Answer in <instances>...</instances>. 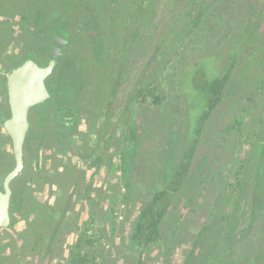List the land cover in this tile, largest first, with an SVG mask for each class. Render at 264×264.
I'll return each mask as SVG.
<instances>
[{
    "label": "rangeland",
    "instance_id": "374dc122",
    "mask_svg": "<svg viewBox=\"0 0 264 264\" xmlns=\"http://www.w3.org/2000/svg\"><path fill=\"white\" fill-rule=\"evenodd\" d=\"M37 1L41 14L34 15V28L31 22L25 24L24 33L34 32L25 44L20 21L27 10L24 2L18 0L9 10L16 31L9 53H34L43 65L55 46L53 36L64 38L67 44L59 62L62 68L54 76V101L30 111L25 165L13 181V226L0 231V241L14 238L20 244L27 218L51 204L54 209H44L50 210L47 219L57 229L54 246L48 256L36 252L26 264H66L79 239L88 241L81 246L83 254H88L87 264L95 253L98 264H138V254L127 242L135 218L161 184L157 172L169 166L166 157H176L175 161L182 157L185 149H191V137L196 136L187 194L176 198L183 204L190 198L182 210L183 228L170 252L149 247L140 264H183L193 234L210 221L212 211H218L217 225L203 238V252L194 263L211 264L215 258L217 264L225 260L245 264L249 257L255 264L264 233V157L257 153L259 149L244 154L242 145L251 142L260 147L264 143V52L259 51L264 49V0ZM200 4L209 10L199 27L192 28L188 21ZM134 31L138 35L132 36ZM250 43L256 49H247ZM235 57L236 69L227 80L223 98L204 120L205 99L198 87H207L210 80L223 76ZM9 66L0 62V113L6 114L4 80L11 71ZM66 67V74L62 73ZM161 76L167 80L166 89L163 84L161 99L154 103L153 94L141 88L156 79L160 87ZM136 88L141 90L138 101L133 99ZM145 94L147 98L141 100ZM60 106L79 110L70 133L59 130ZM134 123L137 137L132 151L138 163L133 182L137 191L124 201V174L115 166L130 141L123 135ZM1 131L5 132L3 127ZM247 156L251 158L242 161ZM14 162L11 139L0 138L1 178ZM66 166L70 168L60 175L58 170ZM198 172L202 174L196 177ZM240 172V179L232 184L238 188L236 194H226L228 175ZM210 177L217 178L214 184L199 185ZM202 187L209 191L198 205L195 202ZM220 194L229 196L231 202L218 201ZM58 198H62L60 207ZM172 208L165 227L176 222L179 207ZM226 208L232 211L231 217L225 216ZM247 230L241 241L233 239L236 232L245 234ZM51 232H44L46 239ZM226 246L228 251H224ZM50 254L56 257L49 259Z\"/></svg>",
    "mask_w": 264,
    "mask_h": 264
},
{
    "label": "trees",
    "instance_id": "16d2710c",
    "mask_svg": "<svg viewBox=\"0 0 264 264\" xmlns=\"http://www.w3.org/2000/svg\"><path fill=\"white\" fill-rule=\"evenodd\" d=\"M18 0H0V62L4 64H10L9 69L12 71L14 68L22 64L26 59L32 57L35 59L34 53H27L24 55H21L19 53H9V44L11 43V40L15 37V29L13 28L10 16L9 10L13 7H15V4ZM24 2V6L27 9L23 12L21 15V22L24 24L22 26V35L23 41L25 44V41L31 40L33 37V31L31 32V29L29 31H26L25 33V24L28 22H31V27L34 28V15L36 18H38L41 14V7H39V3L37 0H22ZM200 3V0H197V3ZM192 2V1H191ZM190 2V3H191ZM194 2V1H193ZM12 3V5H10ZM199 7V6H198ZM197 7V13L195 12L194 17L192 20L188 21V24L192 28L199 27L201 21H204V17H206L207 12L209 8L205 7L204 5L198 8ZM252 6L250 5V8ZM217 10V9H216ZM189 12L186 14L188 15ZM191 22V23H190ZM186 24L183 26H188ZM138 35L137 31L132 32V36ZM260 35V33H259ZM261 36H264L261 34ZM260 36V37H261ZM52 37L51 35H47V38L49 39ZM185 39V38H183ZM51 41L47 40V42ZM250 42V41H249ZM53 43L56 45V37L53 36ZM249 44V43H247ZM248 46L247 49H252L254 47L256 49V45ZM27 46V45H26ZM66 44L64 45L65 48ZM264 46V44H262ZM63 48V50H64ZM260 52H264V49H260ZM51 52L49 51L47 59H50ZM17 59V60H16ZM63 59V54L58 59V63L56 65V68L54 69L53 73L48 77L47 79V85H48V99L37 105V106H43L49 102L54 101V76H56L57 71L62 68L61 64L59 63ZM13 60V63L11 61ZM49 61V60H48ZM237 57L233 59V62L231 65L226 69V71L223 73V76L217 77L213 80H210V83L207 87H198L199 93L203 95L205 99V104H203L205 112L203 114V119H207L209 114L211 113L212 109L221 102L223 98V90L224 87L227 84V80L231 77L234 70L236 69V62ZM67 69L63 68L62 73ZM66 74V71H65ZM76 76V75H75ZM162 77V83L160 84V87L156 85L157 79L154 81H151L145 88H141V90H144L146 93L153 94L154 96V103H157L161 99V94L159 89L163 88L162 85L167 83V80L164 76ZM6 78V77H5ZM77 81V78H76ZM117 81V80H116ZM5 88L8 89V78L4 80ZM166 85H164V89H166ZM111 88H115V83L113 82L111 84ZM163 89V92H166ZM141 90L138 92V89H135V94L133 95L134 101L140 100L141 96ZM258 92V91H257ZM160 94V95H159ZM147 98V95H144V98L141 100H144ZM200 99V98H199ZM7 103L9 106V113H10V103H9V93L7 95ZM59 111H62L60 114V122L61 125L59 126V130L63 132L70 133V127L72 126L73 122H75L76 116L79 113V110L76 107H59ZM9 113H0V127L2 128L4 126V120L9 117ZM59 113V112H58ZM241 118H239L240 120ZM238 121V119H237ZM0 128V138L2 139H9L10 136L5 132L1 131ZM4 128V127H3ZM196 128H199L197 126ZM137 132V124L134 123V125L128 127L127 131L125 132V135H123L124 140L128 141L129 144L124 147L123 151L124 154L121 157V162L119 165H116V169L121 170L124 174V183H125V192L123 196V200L127 201L131 198L132 193L137 191L134 187L133 182V173L134 169L136 170L137 163H138V157H133V146L132 143L135 141V137ZM70 135V134H69ZM130 137V138H129ZM71 141V139H70ZM197 141V137L193 136L191 137L190 142L188 143V147L191 148L189 150L185 149L184 154H182V157H177V160L175 161L176 157H166L167 163L169 166L164 165V169L158 170L157 174L159 173L162 177H159L160 183L155 188L154 192L151 194L149 199L146 201V203L142 204V207L140 208V211L138 212L135 221L133 223L132 232L127 239L129 249H132L134 251L133 253L138 254V264L142 262L143 254L145 250L149 247L157 248L159 252H163V250H168L170 252L174 248V240L175 237L179 234V232L183 228V222L185 218V212H183V206H186L190 200V198H187V200L183 203H180V200H177L176 198H179L182 195H186V180L189 179V171L191 169L190 165L192 163V157L190 155L193 154V147L195 146V142ZM73 144V143H72ZM259 149V151H258ZM244 151V154L248 153V156L255 153L261 155V158L264 157V143L260 147L258 145H254V143L249 142L248 144L242 145V152ZM192 153V154H191ZM242 157V161L248 160L251 157ZM260 158V157H259ZM166 163V162H164ZM115 165V164H114ZM264 165V164H263ZM70 167L66 166V169L61 171L58 170V173L61 175L63 174L67 169ZM201 172H198L196 177L201 176ZM225 182L229 185V187L224 189V192L228 195L230 193H233L232 195H235L237 192V187H232V184L240 179L241 172L235 173L233 175H228ZM164 178L163 180H161ZM211 178V177H210ZM191 180V179H189ZM188 180V181H189ZM217 178L212 177L210 180L208 178L204 179L203 181H200V186L208 184V186L214 184L216 182ZM202 182V183H201ZM263 182V181H262ZM208 187H202L198 189L199 196L197 198L196 204L202 205L204 202V197L208 194L207 190ZM63 190V189H62ZM230 192V193H228ZM230 195V196H232ZM185 197V196H184ZM183 197V198H184ZM61 199L58 198V202L61 206ZM229 199V196H224L223 194L219 195L218 201H227ZM229 202L231 200L229 199ZM68 203L67 201L65 202ZM194 203V204H195ZM124 205V204H123ZM178 206V211L175 212L176 214V222L173 223V225L165 227V220L168 219L172 214L171 210L173 209L172 206ZM44 207H50L51 209H54L55 206L48 204L46 206H43V208H39V211H37L35 214L29 216L27 218V226L26 229L22 233V241L19 244L14 238L6 241L5 243H2L0 241V264H26L30 263L31 260L27 261V258L34 256V254L42 253L46 256L51 252V248L54 246V239L56 236L57 229L52 228L53 224L55 222L49 221L47 217H49L50 210L44 209ZM215 207V206H214ZM125 208V205H124ZM172 208V209H171ZM264 209V208H263ZM193 211V207L191 209ZM214 210V209H213ZM224 213L226 217H231L232 211H229L224 209ZM218 211H212L209 213V220L206 224H204L200 230H198L195 234H193V239L190 242L188 248L185 250V257L183 260V264H195V260L198 258V256L203 252L202 247V240L204 237H208L210 235L211 230L213 229V226L217 225V213ZM110 213H113V208L110 209ZM258 217V214L256 215L255 210L253 211V219H256ZM45 222V223H44ZM54 222V223H53ZM264 223V222H263ZM13 226V218H11L10 221V227ZM232 226V225H231ZM47 229H52L51 234L49 235L48 239L45 237V233L47 234ZM7 231V229H0V231ZM250 230V229H249ZM249 230L246 231V233L242 232H236L233 236V239L236 241H241L244 236L249 232ZM45 232V233H44ZM258 241V239H257ZM88 241H84L83 239H79V241L76 243L75 249L70 251V256L67 258L66 264H87L86 258L88 257V254H83L81 250V246H83L84 243H87ZM258 250L255 255V264H264V233L260 235L259 241H258ZM167 248V249H166ZM6 249H8V252H4ZM230 248L226 246L224 251H228ZM219 253L223 254L224 252L222 249H218ZM51 256L49 259L55 258V254H50ZM224 255V254H223ZM43 258H47V257ZM98 257V254L95 253L93 255L91 264H98L96 261ZM23 258V261H21ZM48 259V258H47ZM24 260H26L24 262ZM44 260V259H43ZM219 262L223 261L221 259H218ZM217 260V261H218ZM253 258H246L245 264H254L252 262ZM211 264H217L216 259L212 258ZM218 264H227V261H223Z\"/></svg>",
    "mask_w": 264,
    "mask_h": 264
},
{
    "label": "water",
    "instance_id": "95a60500",
    "mask_svg": "<svg viewBox=\"0 0 264 264\" xmlns=\"http://www.w3.org/2000/svg\"><path fill=\"white\" fill-rule=\"evenodd\" d=\"M56 44L46 64L42 65L30 57L7 75L10 116L4 120V129L12 140L15 166L6 175L3 189L0 184V229L10 225L13 195L11 182L24 167V144L29 129L30 110L48 99L46 79L56 68L67 40L57 37Z\"/></svg>",
    "mask_w": 264,
    "mask_h": 264
},
{
    "label": "flooded vegetation",
    "instance_id": "af4514ba",
    "mask_svg": "<svg viewBox=\"0 0 264 264\" xmlns=\"http://www.w3.org/2000/svg\"><path fill=\"white\" fill-rule=\"evenodd\" d=\"M56 38H57V36H56ZM59 38H61V39H63L62 37H59ZM57 45V44H56ZM36 60V59H35ZM37 61V60H36ZM8 75V74H7ZM8 78V77H7ZM48 79V78H47ZM47 79H46V85H47ZM47 87H48V85H47ZM49 91V90H48ZM38 105V104H37ZM37 105H34V107H37ZM33 108V107H32ZM31 111V110H30ZM10 116V115H9ZM8 118V117H7ZM29 124H30V114H29ZM4 127V126H3ZM5 130V129H4ZM11 139V138H10ZM12 141V140H11ZM24 146H25V144H24ZM76 149V148H75ZM13 157H14V153H13ZM14 159H15V157H14ZM24 165H25V155H24ZM14 166H15V162H14V164H13V167L6 173V175L14 168ZM23 169H24V167H23ZM23 169H22V171H23ZM21 171V172H22ZM20 172V173H21ZM19 173V174H20ZM6 175H5V177H6ZM5 177H3V178H1L0 177V184H1V187H2V189H3V181H4V179H5ZM16 178V177H15ZM14 178V179H15ZM14 179H13V181H14ZM13 181L11 182V187H12V192H13ZM12 199H13V195H12ZM11 208H12V204H11ZM12 218V217H11ZM11 221V220H10ZM10 227V225L7 227V228H9ZM7 228H5V229H7Z\"/></svg>",
    "mask_w": 264,
    "mask_h": 264
}]
</instances>
